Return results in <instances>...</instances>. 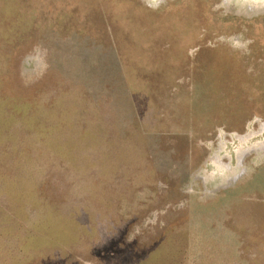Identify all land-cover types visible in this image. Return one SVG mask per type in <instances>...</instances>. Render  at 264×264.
<instances>
[{"label": "rangeland", "instance_id": "obj_1", "mask_svg": "<svg viewBox=\"0 0 264 264\" xmlns=\"http://www.w3.org/2000/svg\"><path fill=\"white\" fill-rule=\"evenodd\" d=\"M0 264H264V0H0Z\"/></svg>", "mask_w": 264, "mask_h": 264}]
</instances>
